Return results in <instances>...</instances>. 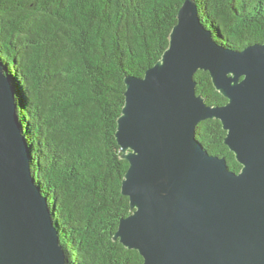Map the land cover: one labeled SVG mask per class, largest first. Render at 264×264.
I'll return each mask as SVG.
<instances>
[{"label": "water", "instance_id": "obj_1", "mask_svg": "<svg viewBox=\"0 0 264 264\" xmlns=\"http://www.w3.org/2000/svg\"><path fill=\"white\" fill-rule=\"evenodd\" d=\"M199 70L227 103L197 93ZM125 84L116 137L129 162L122 194L131 214L114 240L138 250L143 264H264V42L219 43L197 0H185L162 57ZM20 109L0 57V264H69ZM208 118L222 121L240 172L197 138Z\"/></svg>", "mask_w": 264, "mask_h": 264}, {"label": "trees", "instance_id": "obj_2", "mask_svg": "<svg viewBox=\"0 0 264 264\" xmlns=\"http://www.w3.org/2000/svg\"><path fill=\"white\" fill-rule=\"evenodd\" d=\"M184 1L0 0V57L16 85L32 169L69 264L144 262L114 240L120 218L131 214L118 117L125 77L144 76L162 57ZM197 2L219 43L242 50L264 42V0ZM195 80L208 104L227 103L209 71ZM196 134L240 172L220 119L199 122Z\"/></svg>", "mask_w": 264, "mask_h": 264}]
</instances>
